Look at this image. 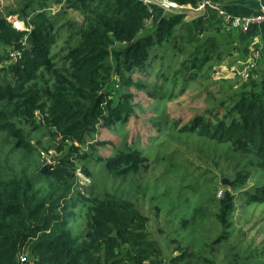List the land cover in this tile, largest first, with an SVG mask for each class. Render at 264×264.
I'll return each instance as SVG.
<instances>
[{
	"label": "trees",
	"instance_id": "trees-1",
	"mask_svg": "<svg viewBox=\"0 0 264 264\" xmlns=\"http://www.w3.org/2000/svg\"><path fill=\"white\" fill-rule=\"evenodd\" d=\"M31 1L15 11L28 31L17 30L0 17V44L27 54L0 81V134L11 141L14 153L32 154L36 147L31 140L45 126L57 143L44 150L53 148L57 155L33 171L29 165L9 171L0 161V264H19L22 248L28 250L26 264H190L189 258L195 256L190 245L164 257L160 244L149 237V217L128 199L95 195L93 186L88 194L79 191L74 159L82 161L88 176L87 162L119 176L138 171L147 160L141 148L129 146L101 156L93 143L95 133L99 127L114 128L135 116L131 87L160 105L177 95L176 87L182 91L190 81L212 77L213 62L219 64L231 53L228 47L219 48L216 37L226 27L222 18L211 7L191 19H185L182 11L151 12L142 0H38V7ZM172 1L197 6L202 0ZM210 1L239 14L231 0ZM54 4L59 8H51ZM68 9L81 19L68 16ZM152 13V27L145 28ZM258 27L236 32L252 36ZM165 45L172 47L169 61L158 56ZM243 48L247 50L246 45ZM10 58L0 53V71L8 70L3 63ZM153 69L156 79L149 81ZM246 73L237 83L222 80L218 106L192 115L179 131L248 156V167L235 169L229 187L240 192L242 203L260 205L264 203V72L252 67ZM153 120L161 123L159 135L171 124L166 115ZM83 146L89 151H82ZM248 180L255 185L241 191ZM48 182L53 189L42 188ZM183 185V200L199 191L196 181ZM231 190L225 189L217 203L221 230L213 245L232 234L236 207ZM80 219L85 225L81 230ZM191 219H184V224ZM231 258L227 264H238L239 253ZM202 260L213 263L207 257Z\"/></svg>",
	"mask_w": 264,
	"mask_h": 264
},
{
	"label": "rangeland",
	"instance_id": "rangeland-1",
	"mask_svg": "<svg viewBox=\"0 0 264 264\" xmlns=\"http://www.w3.org/2000/svg\"><path fill=\"white\" fill-rule=\"evenodd\" d=\"M25 1L0 0V17L7 20L10 17L20 19L15 11L20 9ZM30 4L34 7L39 6L38 0H32ZM59 6L54 4L51 8ZM68 16L81 19L80 14L71 9H68ZM189 17L185 19H190ZM152 24L153 17L145 28L152 27ZM224 28L223 32L216 33L220 41L219 48L228 47L231 53L219 64L213 62L215 64L212 77L200 82L190 81L182 91L179 87L174 88L178 92L177 95L160 105L153 104L154 98L151 95L131 87L136 102L135 116L129 117L125 123H117V127L114 128L99 127L95 133L93 143L96 153L101 156L114 154L119 149L129 146L141 148L147 160L140 169L119 176L102 169L96 162L93 164L87 162V168L91 172V176H88L82 171V161L74 159L77 166L75 170L77 183L80 185L77 189L88 194L89 187L93 186L92 192L95 195L114 194L131 201L149 217L146 225L149 237L160 244L165 258L179 254L183 246L190 245V251L195 254L189 258L190 264H203L202 256L213 260L211 264H227L228 261H232V254L237 252L240 256L238 264H264V203L260 205L242 203L240 192L229 187L235 169L243 170L248 167V156L242 157L230 150L228 145L216 143L209 138L179 131V128L193 117L192 115L205 113L213 104L217 105L220 99V92L217 90L222 80L237 83L246 75L243 72L248 71L250 63H254L259 74L264 72V24L258 27L252 36L239 34L228 27ZM249 39L252 40L251 43ZM27 40L28 36L25 38L26 42ZM245 45L247 50L243 48ZM12 51L16 49L0 44V53L11 57ZM255 51L259 53L256 57L252 53ZM20 52L23 57L27 56L25 51L24 54ZM171 53V45H165L160 49L158 56L169 61ZM18 61V58L11 57L3 63L8 70L0 71V81L8 78L10 69ZM137 74L135 72L133 76L136 77ZM155 74V69L151 70L147 76L149 81L156 79ZM167 85L171 86L168 79ZM159 115H166L171 123L160 135L161 123L155 124L153 120ZM157 135L159 136L156 137ZM35 140H40V144L35 143ZM10 142L0 134V161L9 171L18 170L24 165H29L30 171L36 167L41 170L46 163H52L57 155L53 148L44 150L45 146L57 143L47 133L45 126L39 128L35 132V138L31 140L36 147L32 154L14 153ZM81 150L89 151V147L83 146ZM190 181L197 182L199 191L196 196L189 195L185 201L180 195L183 184ZM254 185V180H248L241 191ZM41 186L48 190L53 189V183H42ZM225 189H230L235 195L236 209L231 216L232 234L229 239L213 245L212 240L221 230L216 217L217 203ZM69 192L66 191V195H70ZM190 217L192 219L189 224L185 225L184 219ZM84 227V221L80 219L77 228L81 230ZM21 257H25L27 263V249L20 250V261ZM244 257L248 260H243ZM178 264H183V261Z\"/></svg>",
	"mask_w": 264,
	"mask_h": 264
},
{
	"label": "built area",
	"instance_id": "built-area-1",
	"mask_svg": "<svg viewBox=\"0 0 264 264\" xmlns=\"http://www.w3.org/2000/svg\"><path fill=\"white\" fill-rule=\"evenodd\" d=\"M148 7V9L152 12L154 9H160L162 12H184L185 17L190 16L191 18L197 17L201 15L206 7L213 8L218 16L222 18V21L226 27L229 29H233L236 31L245 32L251 26L259 25L264 22V0L259 4L257 10L255 12L247 13V14H235L224 6L220 5L219 3L212 2L210 0H202L197 4V6L192 5H180L172 0H142ZM152 16L146 21L147 24L151 21ZM12 26L17 30H26L30 29L29 26H26L22 20L16 17H10ZM253 55L256 57L259 54L257 51L252 52ZM12 58L21 59L22 55L21 52L16 50L11 52ZM254 67V63H250L248 65V69ZM247 74L246 71L243 74ZM246 76V75H245ZM244 76V77H245ZM22 261V262H21ZM21 261L19 264H26V258L21 257Z\"/></svg>",
	"mask_w": 264,
	"mask_h": 264
},
{
	"label": "crops",
	"instance_id": "crops-1",
	"mask_svg": "<svg viewBox=\"0 0 264 264\" xmlns=\"http://www.w3.org/2000/svg\"><path fill=\"white\" fill-rule=\"evenodd\" d=\"M233 3H231V6L235 10V12L239 14H247L251 12H255L259 6V4L263 0H231ZM187 18V16H186ZM190 18V17H189ZM264 23H261L258 26L263 25Z\"/></svg>",
	"mask_w": 264,
	"mask_h": 264
},
{
	"label": "water",
	"instance_id": "water-1",
	"mask_svg": "<svg viewBox=\"0 0 264 264\" xmlns=\"http://www.w3.org/2000/svg\"><path fill=\"white\" fill-rule=\"evenodd\" d=\"M223 181H225V179Z\"/></svg>",
	"mask_w": 264,
	"mask_h": 264
}]
</instances>
